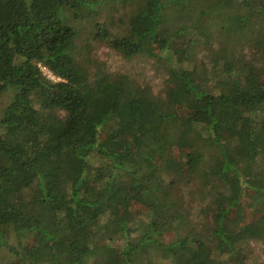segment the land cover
I'll list each match as a JSON object with an SVG mask.
<instances>
[{
	"label": "trees",
	"instance_id": "1",
	"mask_svg": "<svg viewBox=\"0 0 264 264\" xmlns=\"http://www.w3.org/2000/svg\"><path fill=\"white\" fill-rule=\"evenodd\" d=\"M113 1L0 0V264H264L243 206L264 197V0H120L126 33L96 23L165 96L81 60L73 19Z\"/></svg>",
	"mask_w": 264,
	"mask_h": 264
},
{
	"label": "rangeland",
	"instance_id": "2",
	"mask_svg": "<svg viewBox=\"0 0 264 264\" xmlns=\"http://www.w3.org/2000/svg\"><path fill=\"white\" fill-rule=\"evenodd\" d=\"M131 12L132 3L129 1L120 2V0H115L111 3L96 7V11L91 13L93 15L92 17L84 18L81 21H75L73 19L72 23L75 24V27L79 32L77 44L79 46L78 52L80 58L90 68L92 76H94V73L97 69L102 70L105 68L112 72L122 70L126 67H132L131 74L134 79L140 81V83H149L152 86L151 89L153 94L165 96V79L162 76V71L157 70L155 65L151 63L146 64V58L144 57L133 58L132 60L123 59L120 53L111 48L109 45L94 40L96 23L104 24L107 28H109L110 31L117 35L126 33ZM189 40L190 37L177 36L175 38V44ZM214 43L215 42H212V45H214ZM254 52L255 49H251V47L247 44L243 45V54L247 59L253 58V56L255 57L256 55ZM195 54H197V57L195 58L194 63H197L199 69L203 68V64H205L207 67L210 65L211 60L208 50H197ZM43 69L49 74V76L51 75L46 68L43 67ZM255 78L258 80V77ZM7 102V96L0 98V116ZM61 114H63V112H61ZM159 157L163 159H174L178 162H182L185 159V153L180 151L178 148H174L161 153ZM130 202L131 214L136 217H142V212L145 211V206L143 203L135 199L131 200ZM251 202L253 201L246 200L243 203V206L245 207L244 221L246 223L256 221L264 213V197L262 195H260L259 200L254 201L252 205ZM169 238L170 235L166 237V239ZM122 243V238L117 239V245ZM251 245L250 251L252 255L255 254L263 256L261 253L262 244L260 241L258 243L252 241ZM4 253L6 254L5 260L6 262H9V264H22L19 262L18 258H14V256L8 253L6 249L4 250Z\"/></svg>",
	"mask_w": 264,
	"mask_h": 264
}]
</instances>
